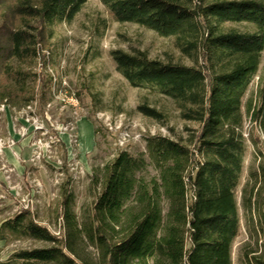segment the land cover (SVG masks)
Wrapping results in <instances>:
<instances>
[{
	"label": "trees",
	"instance_id": "obj_1",
	"mask_svg": "<svg viewBox=\"0 0 264 264\" xmlns=\"http://www.w3.org/2000/svg\"><path fill=\"white\" fill-rule=\"evenodd\" d=\"M87 1L0 0V105L17 97L28 105L37 81L43 106L49 103L51 77L36 73L28 87L11 63L37 60L49 26L72 21ZM100 1L117 22L175 39L192 65L151 59L141 50L111 56L131 86L172 99L181 119L198 128L187 127L186 137L146 136L137 157L119 150L93 170V200L80 212L65 189L62 237L37 223L30 209L5 219L0 241L46 246L17 250L1 264H234L242 228L237 190L247 153L243 100L262 64L264 0ZM138 110L165 122L155 108ZM252 118L264 128V102ZM254 173L243 205L255 247H244L242 264H264V162Z\"/></svg>",
	"mask_w": 264,
	"mask_h": 264
},
{
	"label": "rangeland",
	"instance_id": "obj_2",
	"mask_svg": "<svg viewBox=\"0 0 264 264\" xmlns=\"http://www.w3.org/2000/svg\"><path fill=\"white\" fill-rule=\"evenodd\" d=\"M235 26L242 30L249 28L245 25ZM45 36L46 45L40 47L37 60L13 61L10 70H20L23 77L27 76L28 87L34 86L36 73L50 78L48 70H53L60 82L66 81L69 90L75 92L79 98L80 107L77 110L65 107L47 91L45 101L52 102V107L48 112L49 119L45 120V127L56 128L73 122L75 129L60 133V140L52 151V159L37 161L34 167L28 169L26 163L31 165L36 136L32 132L25 137L20 134L22 112L26 105L20 97L3 101L7 107L0 112V138L14 141L15 145H6L0 151V173L10 194L7 197V194L0 191V225L5 219L14 217L21 204H27L37 223L48 228L53 235L62 237L61 202L64 190L75 196L76 210L80 212L83 205L90 204L93 200V170L102 167L120 150L117 145L118 135L105 128L99 117L101 114L113 118L114 122L123 115L124 126L137 125V129H131L132 134H141L143 137L152 131L164 134L161 129H165L168 136L186 137V128L196 129L198 124L183 121L172 99L131 86L117 70L111 56L114 50H141L151 59L192 65L191 60L184 57L176 47L174 38L162 37L134 23L117 22L100 0H88L72 21L49 26ZM7 82V85L15 88L13 81ZM38 85L39 81L36 83L34 100L39 103L38 112L44 115L42 91ZM263 102L264 54L260 71L243 100V132L247 153L241 184L237 190L242 228L234 244V264H242L241 256L247 244L255 247L247 226V213L243 203L245 194L247 197L251 196L254 185L251 174L257 171L260 162H264V128L252 118L253 110L257 111ZM140 105L162 112L165 122L161 123L143 115L138 110ZM11 123L14 137L8 133ZM92 129L95 134L91 132ZM143 137L132 139L124 150L136 157L144 153L146 144ZM26 139H30L31 156L29 160L20 161L24 173H18L7 163L5 151H13L19 142ZM58 160L62 162V166ZM44 246L45 243L28 239H11L7 243L0 241V264L5 263L17 250Z\"/></svg>",
	"mask_w": 264,
	"mask_h": 264
},
{
	"label": "built area",
	"instance_id": "obj_3",
	"mask_svg": "<svg viewBox=\"0 0 264 264\" xmlns=\"http://www.w3.org/2000/svg\"><path fill=\"white\" fill-rule=\"evenodd\" d=\"M51 79V91L52 95L55 99H57L61 104H63L65 107H69L72 109L77 110L80 107V101L77 97L75 92H72L69 90L68 84L66 81L60 82L57 78L56 74L53 70H48ZM38 101L34 100L28 105L25 106L23 109V116H22V127L20 128V134L25 137L26 135H29L30 132L36 136L35 142L33 144V155L31 157V165L30 168L34 167L36 165V162H40L44 159H52V151L54 149V145L59 142L60 133H67L70 130H74L75 126L73 122H70L67 124V126H57L56 128H46L45 127V120L49 119L48 112L50 108L52 107V102H49L44 107V115L40 114L38 112ZM7 107L6 102H3L0 105V112L5 111ZM100 119L103 121L105 128L110 131L111 133H114L118 135L117 137V145L120 147V150H124L126 145L132 140L136 139H142L141 134H137L134 136L132 134L131 129H137L138 126L135 124H130V126H124L125 117L123 115H120L118 118H116L115 122L113 121V118L106 116L105 114H101ZM162 133H157L156 131H152L149 135L146 136H156V135H163L168 136L165 134V129H161ZM39 134V137H37ZM144 136L143 139L146 137ZM14 146V141H5L2 138H0V151L3 150V148L6 145ZM59 165L62 166V162L58 160ZM70 167L73 166V164H69ZM74 167V166H73ZM71 170H74L72 168ZM22 209H29V206L27 204H21L19 207V211Z\"/></svg>",
	"mask_w": 264,
	"mask_h": 264
},
{
	"label": "crops",
	"instance_id": "obj_4",
	"mask_svg": "<svg viewBox=\"0 0 264 264\" xmlns=\"http://www.w3.org/2000/svg\"><path fill=\"white\" fill-rule=\"evenodd\" d=\"M88 125V124H86ZM85 125V126H86ZM8 133L9 135H11L12 137H14V132L12 130V123L8 128ZM91 132L93 134H95V131L92 129ZM30 139H26L23 140L22 142H19V144L17 145V147L12 151V150H6L5 151V158L6 161L9 165L13 166L16 171H18V173H22L23 170H21V163L20 161H26L30 159L31 156V148H30ZM15 152V154H14ZM26 166L28 167V169H31L29 164L26 163ZM24 173V172H23ZM0 191L7 194V197H10V194L5 181L2 179L1 177V173H0ZM1 226V225H0Z\"/></svg>",
	"mask_w": 264,
	"mask_h": 264
}]
</instances>
